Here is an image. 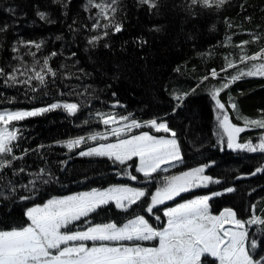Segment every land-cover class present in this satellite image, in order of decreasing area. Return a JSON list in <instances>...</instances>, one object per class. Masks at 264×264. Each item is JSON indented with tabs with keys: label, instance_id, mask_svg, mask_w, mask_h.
<instances>
[{
	"label": "trees",
	"instance_id": "16d2710c",
	"mask_svg": "<svg viewBox=\"0 0 264 264\" xmlns=\"http://www.w3.org/2000/svg\"><path fill=\"white\" fill-rule=\"evenodd\" d=\"M109 2L93 0V3ZM155 3V8H149L140 0H117L113 5L114 18L122 24V31L115 33L110 29L107 37L92 46L89 39L104 30L92 28L100 9L89 5V0H0V28L7 26L6 31H0V68L6 73L19 68L20 72L27 70L32 75L33 64L40 61L36 65L39 70L43 59L49 57V65L57 73L55 77L47 76L45 85L33 81L35 92L24 84H6L5 77H0V111L31 110L55 102L82 105L74 116L58 109L14 122L20 139L15 142L18 146L13 154L22 158L0 170V229L24 225L28 222L27 208L42 205L54 196L113 185L146 187L149 196L143 199L142 207L133 206L127 213L116 209L114 204L98 209L89 217L92 224L111 221L120 225L135 214H143L154 227L160 228L165 221L162 213L165 206L222 192L227 187L235 191L209 200L213 215L231 208L239 219L246 220L250 215L264 218V172L250 175L264 166V153L234 151L219 141L215 135L216 105L210 95L213 86L227 82L223 78L231 79L251 63L264 62L239 60L241 54L253 55L264 48V0H226L221 7L211 8L192 4V0H155ZM37 12L46 13V19H41ZM99 20L101 24L106 22L103 17ZM21 41L42 42V46L37 50ZM244 41L249 43L243 45L242 53L238 46ZM53 52L55 56H51ZM30 53H35V57ZM228 62L235 67L221 71ZM213 69L219 73L215 78L211 77ZM16 75L18 79L27 78ZM205 76L209 79L205 80ZM185 93L182 106L174 112L177 104L174 96ZM229 97L238 111L229 106ZM219 99L228 108L232 123L243 127L241 116L260 119L264 111V77L237 80ZM117 101L119 105L113 107ZM97 112L115 113L118 117L132 114L142 127L127 135L143 131L161 135L163 132H155L144 122L154 118L166 121L176 133L182 163L168 172L154 174L157 178L151 182L145 181L133 166L129 171L138 180L132 181L117 174L124 166L114 165L106 157L75 155L90 140L68 152L62 142L109 128L96 117ZM85 120L89 123L85 124ZM262 133L264 129L246 128L238 142L251 139L252 143H259ZM210 161H215V165L207 168L205 174L221 183L191 189L157 206L159 211L155 214L161 216L159 222L145 212L150 195L162 184L163 176ZM20 168L25 171L14 175ZM41 168L50 173V177L45 176L49 183L37 182L33 193L20 187L35 179L30 173ZM13 187L17 189L15 192ZM25 195H31L32 199L20 200ZM258 227L254 225L249 231L258 241H264V232L257 231ZM261 255L264 244L254 258Z\"/></svg>",
	"mask_w": 264,
	"mask_h": 264
},
{
	"label": "snow or ice",
	"instance_id": "6c2138e0",
	"mask_svg": "<svg viewBox=\"0 0 264 264\" xmlns=\"http://www.w3.org/2000/svg\"><path fill=\"white\" fill-rule=\"evenodd\" d=\"M116 3L117 0H110L106 4L93 3V0H89V5L100 9L92 28L104 30L101 35H93L89 39L88 42L92 46L107 37L110 29L115 33L122 31V24L116 22L114 18L116 8L113 5ZM140 3L149 8L156 7L155 0H140ZM198 3L205 8L221 7L226 0H192V4ZM37 15L41 19H46L44 12H37ZM99 17H103L106 22L101 24ZM6 29L7 26L0 28V31ZM20 43L26 46L33 45L37 50L42 46V42L35 41ZM247 43L249 42L244 41L238 46L242 53L243 45ZM30 54L35 57V53ZM55 55V52L51 54ZM49 59V57L43 59L39 70L36 65L40 64V61H36L31 68L32 75H28L27 70L20 72L19 68L10 73L0 68V77H5L6 84L13 86L24 84L30 91L35 92L37 87L33 86V81L42 86L47 83V76L55 77L57 74L50 67ZM239 60L241 63L264 61V48L253 55L241 54ZM234 67L232 62H228L226 68L221 71ZM16 73L27 78L18 79ZM218 75L215 69L211 71L212 78ZM254 76L264 77V62L251 63L246 70L240 69L231 79L223 78L227 82L210 89L211 98L216 105L218 122L215 135L221 143H226L228 149L264 153V133L260 135L259 143L254 144L251 139L244 143L238 142L239 135L246 128L264 129V111L260 119L239 117L244 121V126L241 127L232 123L228 108L219 99L220 94L233 82ZM204 79L207 80L209 77L205 76ZM186 95L187 93L174 96L177 101L174 112L182 106ZM231 100L229 97V106L232 110L238 111L237 105ZM118 105L117 101L113 107ZM81 107L82 105L75 102H55L32 110L0 111V170L11 167L14 160L22 158L13 154L15 147L18 146L15 142L20 139L19 129L15 128L14 122L58 109H62L69 116H74ZM95 115L104 125L117 126L107 128L103 133L96 132L87 137L80 136L62 142L68 152H73L89 140L96 141V146H88L75 152V155L106 157L114 165L124 166L122 170L118 169L117 174L126 175L132 181L138 180V177L129 171L133 166L135 172L141 173L145 181L151 182L157 178L154 174L168 172L170 168L182 163L183 156L176 133L170 129L166 121L157 122L154 118L145 121L144 124L157 133H171L170 138L153 135L148 131L127 135L133 129L142 127L140 122L132 118V114L119 118L115 113L97 112ZM84 123L87 124L89 121L85 120ZM109 136L114 138V142H107ZM133 158H138V163H135ZM62 163L67 164V161ZM214 165L215 161H210L178 174L163 176L162 184L151 193L145 212L159 222L161 216L155 214L159 211L157 206L164 205L166 201H172L191 189L221 183L219 179L205 174L206 169ZM24 171V168H20L19 172L14 171V175ZM262 172L264 166L256 168L250 175ZM30 175H34L35 179L20 186L30 193H33L37 182L41 184L50 182V179L45 178L50 177V173L43 168ZM16 190L15 187L12 188L13 192ZM234 191L233 187H227L222 192L193 198L174 207H165L163 217L166 218V223L160 228L154 227L143 214H135L134 218L128 219L122 225L111 221L92 224L89 220L91 214L110 204H114L116 209L125 213L133 206L142 207L143 199L149 196L146 187L111 186L103 190L92 189L68 196L53 197L42 205L27 208L25 216L28 222L24 225L7 230L0 229V264H217V262L264 264V255L254 258L264 241H258L254 238L255 234L249 231V228L255 225L259 226L257 231L264 232V218L250 215L246 220L239 219L231 208H225L218 215L210 212V199ZM30 199L31 195L20 197L22 201ZM83 225L88 226L82 227ZM73 227L76 230H72ZM143 242L155 244L145 246Z\"/></svg>",
	"mask_w": 264,
	"mask_h": 264
},
{
	"label": "rangeland",
	"instance_id": "374dc122",
	"mask_svg": "<svg viewBox=\"0 0 264 264\" xmlns=\"http://www.w3.org/2000/svg\"><path fill=\"white\" fill-rule=\"evenodd\" d=\"M43 107H45V106H43ZM16 110H19V109H12V110H1V111H16ZM32 110V109H31ZM117 118H119L118 116H117ZM157 122H161V121H157ZM218 123V122H217ZM109 126V128L110 127H113V126H117V125H108ZM105 131V130H104ZM104 131H102V132H100V133H103ZM141 132H138V133H133V134H140ZM151 134V133H150ZM130 135H132V134H130ZM153 135H155V134H153ZM170 135H171V133H167V134H165V133H163V134H161V135H157V136H166V137H169L170 138ZM111 138H113V137H111V136H109V138H108V141L107 142H114V139H111ZM101 142H103V141H101ZM96 144H97V142L96 141H91L90 140V143H88V145H86L85 146V148L86 147H88V146H96ZM85 148H82V149H85ZM81 149V150H82ZM136 159V163H138V158H135ZM164 173V172H163ZM113 186H121V185H113ZM122 186H124V185H122ZM109 187H111V186H109ZM109 187H106V188H103V189H107V188H109ZM132 187H135V186H132ZM92 189H97V188H91V189H87V190H82V191H77V192H73V193H68V194H65V195H61V196H54V197H63V196H68V195H72V194H76V193H80V192H87V191H91ZM103 189H100V190H103ZM155 191V190H154ZM197 197H201V196H197ZM197 197H194V198H197ZM53 198V197H52ZM51 199V198H50ZM191 199H193V198H191ZM188 200H190V199H188ZM185 201H187V200H185ZM185 201H182V202H185ZM166 202H168V201H166ZM165 202V203H166ZM182 202H179V203H182ZM179 203H175V204H173V205H168V206H165V207H174L176 204H179ZM164 207V208H165ZM164 208L162 209V213H163V210H164ZM224 210V209H223ZM223 210H221V211H223ZM220 211V212H221ZM219 212V213H220ZM218 213V214H219ZM217 214V215H218ZM134 218V217H133ZM132 219V218H131ZM147 219V218H146ZM125 222H127V221H125ZM124 222V223H125ZM164 223H166V218H165V221H164ZM123 224V223H122ZM122 224H120V225H122ZM144 244H145V246H152V245H154V244H152V242H143ZM89 244H91V242H89ZM217 264H218V262H217Z\"/></svg>",
	"mask_w": 264,
	"mask_h": 264
}]
</instances>
